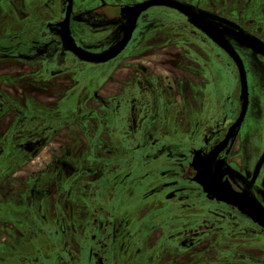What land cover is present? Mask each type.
Here are the masks:
<instances>
[{
    "label": "flooded vegetation",
    "instance_id": "1",
    "mask_svg": "<svg viewBox=\"0 0 264 264\" xmlns=\"http://www.w3.org/2000/svg\"><path fill=\"white\" fill-rule=\"evenodd\" d=\"M38 1L0 0V264H185L212 237L246 244L234 261L264 264V229L216 193L224 179L264 210V142L253 163L238 148L248 91L229 135L243 102L226 51L149 6L115 57L88 62L64 42L68 1ZM151 1L71 0L70 40L108 53ZM169 1L264 64V0ZM221 63L231 96L211 88ZM35 157L37 170L10 172Z\"/></svg>",
    "mask_w": 264,
    "mask_h": 264
},
{
    "label": "rangeland",
    "instance_id": "2",
    "mask_svg": "<svg viewBox=\"0 0 264 264\" xmlns=\"http://www.w3.org/2000/svg\"><path fill=\"white\" fill-rule=\"evenodd\" d=\"M42 1L39 0L38 2ZM234 47L241 61L250 64L254 70L253 77L250 74L247 75L246 72L248 106L246 119L240 129L241 139L238 145L244 160L253 163L257 152L264 142V64L257 63L254 57L251 58V52L242 50L235 44ZM232 73V66L221 63L220 67L214 72L213 85L212 87L210 86L212 90L219 94L227 93L231 96L234 88ZM94 90H96L95 87H92V91ZM94 106L92 100L91 107ZM92 119L94 120L93 115ZM94 127L98 128V125L95 124ZM93 132H96V130L93 129ZM39 165L40 157H35L33 164L28 165L24 170H18L20 164H14L11 166L10 172L29 174L37 170ZM254 243L256 242H253V245L258 246ZM240 245L246 244L244 242L217 243L216 237H212L187 255L185 264H243L242 262L234 261L233 258L227 255L233 249L232 247Z\"/></svg>",
    "mask_w": 264,
    "mask_h": 264
},
{
    "label": "water",
    "instance_id": "3",
    "mask_svg": "<svg viewBox=\"0 0 264 264\" xmlns=\"http://www.w3.org/2000/svg\"><path fill=\"white\" fill-rule=\"evenodd\" d=\"M67 1H68V8H67V13H66V18L62 24L64 42L68 43V48L75 55H77L80 59L88 61V62H105L115 57L125 46L129 38V35L132 32L134 21H135V16H137L142 10L148 8L149 6H167V7L174 8L178 12L186 15L192 23H194L198 28L204 30L207 33V35H209V37L213 41H215L216 44H218L222 49H224L226 53L232 58V60L236 64L238 74H239V80H240V99L242 100L243 104H242L240 116L237 122L235 123V125L229 131V135L232 132V130L236 128L242 122V119L244 117V113L246 110V106H247V84H246L245 71L241 63V60L239 59L237 54L232 50V48L228 44L222 42L221 39H218L217 36H214L208 30H206L203 26H201V24L198 23L195 14L189 8L181 4H178L176 2L169 1V0H154L151 2H147L143 4L142 6L132 8L131 11L133 14V18L131 19L130 27L123 41L110 52L105 53V54L96 55L93 57V56L83 54L81 51L75 48L74 44L70 40L67 23H68V17H69V12H70L71 0H67ZM222 180L223 181L218 183L219 190H217L216 193L219 194L220 196H224V198L228 202L235 204L242 214L251 218L255 223H257L259 226H261L264 229V210L260 208L257 204H255L253 201L246 198L245 196L235 194L230 189L227 182L224 179Z\"/></svg>",
    "mask_w": 264,
    "mask_h": 264
}]
</instances>
